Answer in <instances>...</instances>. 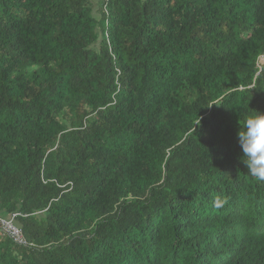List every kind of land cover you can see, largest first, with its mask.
Masks as SVG:
<instances>
[{"label": "trees", "instance_id": "trees-1", "mask_svg": "<svg viewBox=\"0 0 264 264\" xmlns=\"http://www.w3.org/2000/svg\"><path fill=\"white\" fill-rule=\"evenodd\" d=\"M264 0H0V264H264Z\"/></svg>", "mask_w": 264, "mask_h": 264}, {"label": "clouds", "instance_id": "clouds-1", "mask_svg": "<svg viewBox=\"0 0 264 264\" xmlns=\"http://www.w3.org/2000/svg\"><path fill=\"white\" fill-rule=\"evenodd\" d=\"M254 113L240 125L237 142L242 150L240 160L248 174L264 181V114Z\"/></svg>", "mask_w": 264, "mask_h": 264}, {"label": "built area", "instance_id": "built-area-1", "mask_svg": "<svg viewBox=\"0 0 264 264\" xmlns=\"http://www.w3.org/2000/svg\"><path fill=\"white\" fill-rule=\"evenodd\" d=\"M15 216L16 215H12L10 218L0 217V234L18 245H25L21 230L13 223Z\"/></svg>", "mask_w": 264, "mask_h": 264}, {"label": "rangeland", "instance_id": "rangeland-1", "mask_svg": "<svg viewBox=\"0 0 264 264\" xmlns=\"http://www.w3.org/2000/svg\"><path fill=\"white\" fill-rule=\"evenodd\" d=\"M259 63L263 64L264 63V58L259 59Z\"/></svg>", "mask_w": 264, "mask_h": 264}]
</instances>
